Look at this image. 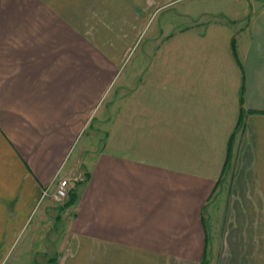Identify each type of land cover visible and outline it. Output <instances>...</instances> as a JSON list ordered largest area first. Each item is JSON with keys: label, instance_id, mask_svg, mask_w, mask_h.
I'll return each mask as SVG.
<instances>
[{"label": "crops", "instance_id": "1", "mask_svg": "<svg viewBox=\"0 0 264 264\" xmlns=\"http://www.w3.org/2000/svg\"><path fill=\"white\" fill-rule=\"evenodd\" d=\"M226 1L0 0V264H264V0Z\"/></svg>", "mask_w": 264, "mask_h": 264}, {"label": "rangeland", "instance_id": "2", "mask_svg": "<svg viewBox=\"0 0 264 264\" xmlns=\"http://www.w3.org/2000/svg\"><path fill=\"white\" fill-rule=\"evenodd\" d=\"M223 3V2H222ZM224 4V3H223ZM228 6L229 7H231V6H233V4H232V2H230V0L228 1H226L225 2V7L226 8H228ZM233 8H231V9H229V10H232ZM183 21V20H182ZM230 28V27H229ZM228 28L226 27V28H219L218 30H217V32H216V39L218 40V41H220V43H219V45L221 46L220 48H222L223 49V47H224V45L225 44H223V42H224V40H226L227 39V45L229 44V38L227 37V35H228ZM230 31H231V29H230ZM234 35V37L235 38H237V36H238V32H236L235 34H233ZM146 39H145V44H144V48H146V46L148 45V48L145 50V49H143L144 51L140 54V51L138 50L137 51V53L134 51V53L130 56V58H148V59H151V58H154L155 57V52H156V49H157V47L155 46V44H156V42H154V41H150L149 40V36L148 35H145L144 36ZM161 37H163L162 35H161ZM213 41H214V43H216V40H214L213 39ZM204 46V45H203ZM218 47V46H217ZM220 48H219V50H220ZM204 50V53L206 54V55H209V54H211L212 53V51L211 50H209L208 48H206V49H203ZM133 52V51H132ZM238 132H239V130H241V128H243V123H240L239 124V126H238ZM231 167V168H230ZM233 168H234V166H232V164L230 163L228 166H227V169H232L233 170ZM66 198L67 197H64V198H62V199H57V198H55V199H53V205H50L49 206V208H48V213L44 216V225L42 226V227H39L37 230L39 231V232H45L47 229L48 230H55V228L54 227H51L50 225H49V221L48 220H53L54 218V214H55V212H57L56 211V209H58L59 208V206H61V204H63L64 202H65V200H66ZM223 206H224V203H220L218 206L215 204L213 207H216V208H214V209H209L207 206H206V209H205V214L208 216L209 214H212V216H210L209 215V218H208V223L210 224V226H214L215 228H217V226H218V223H219V219L221 218V214H222V212H223ZM55 209V210H54ZM212 217V218H211ZM212 220V221H211ZM48 224V225H47ZM203 264H207V259H205V260H203Z\"/></svg>", "mask_w": 264, "mask_h": 264}, {"label": "built area", "instance_id": "3", "mask_svg": "<svg viewBox=\"0 0 264 264\" xmlns=\"http://www.w3.org/2000/svg\"><path fill=\"white\" fill-rule=\"evenodd\" d=\"M69 192V180L67 178H59L56 183L54 198L62 199L67 197Z\"/></svg>", "mask_w": 264, "mask_h": 264}, {"label": "trees", "instance_id": "4", "mask_svg": "<svg viewBox=\"0 0 264 264\" xmlns=\"http://www.w3.org/2000/svg\"><path fill=\"white\" fill-rule=\"evenodd\" d=\"M231 48H232V52H233V55L235 57V59L239 62V58H238V55H237V51H236V44H235V39L233 38L232 41H231ZM240 123H243L242 120L239 122ZM73 197V196H72ZM72 199V198H71ZM71 201L69 200L68 203H70Z\"/></svg>", "mask_w": 264, "mask_h": 264}]
</instances>
